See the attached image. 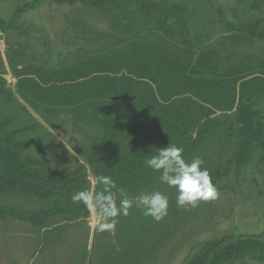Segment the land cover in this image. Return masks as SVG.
Masks as SVG:
<instances>
[{
    "label": "trees",
    "instance_id": "16d2710c",
    "mask_svg": "<svg viewBox=\"0 0 264 264\" xmlns=\"http://www.w3.org/2000/svg\"><path fill=\"white\" fill-rule=\"evenodd\" d=\"M41 1L78 2L32 0L17 7L9 20L0 19V30L21 31L18 19ZM81 2L112 24L104 33L85 25L78 30L85 42L98 44V53L49 68L26 63L27 48L19 45L8 51V62L16 93L32 109L50 115L68 112L76 124L100 131L97 149L85 158L99 187L97 206L115 208L125 192L147 194L215 139L223 144L237 140L238 167L251 161L255 146L264 151L263 123L250 103L264 99V57L221 68L215 50L194 49L188 10L180 3ZM259 26V22L242 25L236 42L264 40ZM13 99L14 92L0 76V101L9 104ZM10 126L8 117L0 119V195L21 194L53 203L31 212L0 207V221L43 228L56 216H66L69 222L86 219L89 210L80 200L89 179L83 165L49 177L47 165L24 154V144L15 140L27 128L9 130ZM211 186L204 177L201 191ZM54 231L48 230L49 235ZM247 259L264 263V239L211 240L188 264H236Z\"/></svg>",
    "mask_w": 264,
    "mask_h": 264
},
{
    "label": "rangeland",
    "instance_id": "374dc122",
    "mask_svg": "<svg viewBox=\"0 0 264 264\" xmlns=\"http://www.w3.org/2000/svg\"><path fill=\"white\" fill-rule=\"evenodd\" d=\"M30 1L0 0V19L9 20L17 7ZM81 1L75 5L41 1L18 19L21 31L0 30V76L14 92L11 103L0 101V119L11 120L9 130L27 128L15 140L24 144V154L47 165L49 177L83 165L89 184L80 202L89 216L72 222L56 216L43 228L0 221V264H188L211 240L264 239V151L255 146L251 161L238 167L237 140L209 142L145 195L125 192L115 208L96 205L99 187L85 158L97 149L100 131L76 124L68 112L50 115L32 109L16 93L8 62V51L19 45L27 48L26 63L49 68L98 53V44L85 42L78 30L85 25L104 33L112 24ZM167 1L187 8L194 49L215 50L221 68L264 57V40L248 44L240 39L238 44L235 39L239 40L242 25L259 22L264 29V0ZM252 102L264 129V99ZM204 177L212 185L207 192L200 189ZM52 203L21 194L0 195V207L27 212L47 209ZM236 264L264 263L247 259Z\"/></svg>",
    "mask_w": 264,
    "mask_h": 264
}]
</instances>
